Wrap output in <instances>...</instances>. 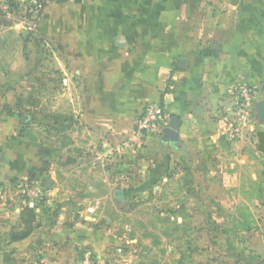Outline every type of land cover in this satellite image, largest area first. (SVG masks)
<instances>
[{
    "label": "crops",
    "instance_id": "crops-1",
    "mask_svg": "<svg viewBox=\"0 0 264 264\" xmlns=\"http://www.w3.org/2000/svg\"><path fill=\"white\" fill-rule=\"evenodd\" d=\"M36 19L4 24L0 14V49L5 32L24 47L58 43V136L36 126V86L0 88V264H76L83 249L95 264L137 263L141 241L121 206L163 181L183 182L188 203L198 190L200 220L202 193L223 206L216 195L237 191L244 173L253 199L260 182L264 206V120L227 135L235 89L249 84L256 102L264 98V0H48ZM152 101L178 118V142L160 134L124 149ZM26 180L43 187L42 198L22 197ZM34 202L33 231L11 241L21 207Z\"/></svg>",
    "mask_w": 264,
    "mask_h": 264
},
{
    "label": "rangeland",
    "instance_id": "rangeland-1",
    "mask_svg": "<svg viewBox=\"0 0 264 264\" xmlns=\"http://www.w3.org/2000/svg\"><path fill=\"white\" fill-rule=\"evenodd\" d=\"M49 42L24 47L16 33L5 32L0 49V88L18 94L23 86H36L35 97L40 102L32 111L38 116L36 126L46 131L52 121H58L57 70L58 60L64 59L58 43ZM23 52L28 58L24 59ZM26 71L28 76L22 77ZM44 115L49 117L42 119ZM40 141L44 140L40 137ZM246 181L244 173L237 191L217 194L223 206L216 208L208 204L213 195L202 193L203 220L198 218L195 201L198 190H192L191 203L185 202L183 182L178 186L174 180L163 181L157 189L131 194V201L121 209L128 232L136 231L141 241L143 253L134 264H264L262 187L256 183L253 199ZM188 210L195 214L184 219L182 214ZM234 219H240V224Z\"/></svg>",
    "mask_w": 264,
    "mask_h": 264
},
{
    "label": "built area",
    "instance_id": "built-area-1",
    "mask_svg": "<svg viewBox=\"0 0 264 264\" xmlns=\"http://www.w3.org/2000/svg\"><path fill=\"white\" fill-rule=\"evenodd\" d=\"M21 9H14L10 6L11 0H0V14L7 21L18 20L23 25L32 27L36 23L40 12L48 0H18ZM0 25V30L2 29ZM235 115L227 135L230 139L243 137L244 133L256 121V100L254 92L249 84H241L235 89ZM168 115L161 102H149L145 109L134 120L131 134L122 142L124 149H132L142 145L144 141L154 135H160L162 129L168 124ZM19 192L29 201L42 198L44 189L38 184H33L29 180L19 185ZM76 264H95L92 251L83 249L81 258Z\"/></svg>",
    "mask_w": 264,
    "mask_h": 264
},
{
    "label": "trees",
    "instance_id": "trees-1",
    "mask_svg": "<svg viewBox=\"0 0 264 264\" xmlns=\"http://www.w3.org/2000/svg\"><path fill=\"white\" fill-rule=\"evenodd\" d=\"M10 3V6L13 8L15 6V3H13V0H11ZM52 123L53 124L51 125V127L48 128V132H54V136H58V121ZM22 131H26V134L32 137V143L38 145L37 136L33 134L28 124H25L23 126ZM37 206L38 204L34 202L32 205L27 203L21 207V225L16 229H11L9 233L11 241H18L24 239L29 236L30 233L33 231V226H35Z\"/></svg>",
    "mask_w": 264,
    "mask_h": 264
},
{
    "label": "water",
    "instance_id": "water-1",
    "mask_svg": "<svg viewBox=\"0 0 264 264\" xmlns=\"http://www.w3.org/2000/svg\"><path fill=\"white\" fill-rule=\"evenodd\" d=\"M182 61V60H181ZM180 61V62H181ZM256 113L260 120H264V98H261L256 102ZM28 115L22 114V121H27ZM168 124L161 131V140L164 143L176 144L179 140V120L177 117L172 116L168 119ZM2 157V155H1ZM121 195L124 197V192L121 191Z\"/></svg>",
    "mask_w": 264,
    "mask_h": 264
}]
</instances>
